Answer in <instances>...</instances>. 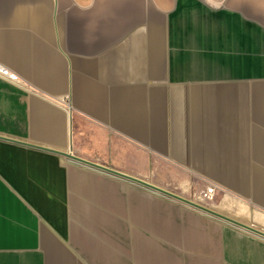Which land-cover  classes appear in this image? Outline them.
<instances>
[{
    "label": "crops",
    "instance_id": "obj_1",
    "mask_svg": "<svg viewBox=\"0 0 264 264\" xmlns=\"http://www.w3.org/2000/svg\"><path fill=\"white\" fill-rule=\"evenodd\" d=\"M0 64V264H264V237L30 146L200 178L264 231V0H0ZM74 219H124V253L88 261Z\"/></svg>",
    "mask_w": 264,
    "mask_h": 264
},
{
    "label": "rangeland",
    "instance_id": "obj_2",
    "mask_svg": "<svg viewBox=\"0 0 264 264\" xmlns=\"http://www.w3.org/2000/svg\"><path fill=\"white\" fill-rule=\"evenodd\" d=\"M167 184H170V186L175 189L179 188L183 190L184 188L185 191L188 192L190 200L201 203L203 205H206L207 201H214L218 203L223 198L222 193L217 191L214 185L191 175L168 176ZM209 190H212V192L209 193ZM205 193H208V196H204ZM82 220L83 219H74L76 227L77 225H79V227L82 228L83 231H85L84 233H86V238L82 240V243L85 245V256L88 261L94 262L93 260H95L93 259V254H91V252L89 251L91 244H93L92 242H103L110 246H114L113 248L116 249L118 252L124 253L126 249L124 219H117L120 224L119 227L123 230V232L113 229L107 223L99 222L94 219H90L89 223L87 224H83ZM120 256L124 260V256Z\"/></svg>",
    "mask_w": 264,
    "mask_h": 264
},
{
    "label": "water",
    "instance_id": "obj_3",
    "mask_svg": "<svg viewBox=\"0 0 264 264\" xmlns=\"http://www.w3.org/2000/svg\"><path fill=\"white\" fill-rule=\"evenodd\" d=\"M0 138H3V139H7V140H11V141H14V142H20V141H16V140H13V139H8L6 137H1ZM22 143V142H20ZM24 144H27V143H24ZM32 147H35V148H38V149H42V150H45V151H49V152H53V153H56V154H59V155H62V156H65L67 158H69L71 161H74L76 163H79V164H82V165H85V166H88V167H92V168H96V169H99L101 171H104L106 173H109V174H112L114 176H117L119 178H122V179H125V180H128L130 182H134L136 184H139L141 186H144L146 188H149L153 191H156L162 195H165L171 199H174V200H178L180 202H183L189 206H192L194 208H197L201 211H203L204 213H207L209 215H212L216 218H219L223 221H226L228 223H231L232 225L236 226V227H239V228H242V229H245L247 231H250V232H253L261 237H264V231L258 229V228H255L254 226L252 225H249V224H246L244 222H241L237 219H233L225 214H222L218 211H215L211 208H208L207 206L201 204V203H198V202H195V201H192L186 197H182L180 195H177L176 193H173L169 190H166V189H163L161 187H158L156 185H153L152 183H149L143 179H140L138 177H134V176H131V175H127L125 173H122L118 170H115V169H112V168H109V167H106L104 165H101V164H98V163H94L92 161H89V160H86V159H83L77 155H74L72 154L71 152H66V151H58V150H54V149H49V148H45V147H40V146H37V145H30Z\"/></svg>",
    "mask_w": 264,
    "mask_h": 264
},
{
    "label": "built area",
    "instance_id": "obj_4",
    "mask_svg": "<svg viewBox=\"0 0 264 264\" xmlns=\"http://www.w3.org/2000/svg\"><path fill=\"white\" fill-rule=\"evenodd\" d=\"M0 76L7 78L10 81H17V75L10 72L6 67H4L2 64H0ZM209 193L212 192V190L208 191ZM204 196H208V193H205Z\"/></svg>",
    "mask_w": 264,
    "mask_h": 264
}]
</instances>
